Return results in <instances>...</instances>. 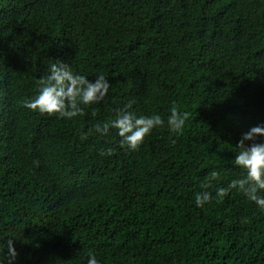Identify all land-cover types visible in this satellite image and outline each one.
Returning <instances> with one entry per match:
<instances>
[{
  "label": "trees",
  "instance_id": "obj_1",
  "mask_svg": "<svg viewBox=\"0 0 264 264\" xmlns=\"http://www.w3.org/2000/svg\"><path fill=\"white\" fill-rule=\"evenodd\" d=\"M53 60L105 73L104 100L72 119L23 107ZM129 101L162 118L175 104L185 125L123 148L93 125ZM259 121L264 0H0V248L13 240L14 264L89 251L102 264H264V211L235 189L215 196L242 175L235 144ZM202 190L212 199L196 208Z\"/></svg>",
  "mask_w": 264,
  "mask_h": 264
},
{
  "label": "clouds",
  "instance_id": "obj_2",
  "mask_svg": "<svg viewBox=\"0 0 264 264\" xmlns=\"http://www.w3.org/2000/svg\"><path fill=\"white\" fill-rule=\"evenodd\" d=\"M37 85V93L31 99L25 100L23 107L42 114H56L72 119L83 114L80 105H93L103 101L109 92L110 81L103 72L90 79L72 71L68 63L53 60L48 72L38 79ZM134 103L135 101L125 103L115 111L113 120L96 123L93 128L100 135H106L110 128L116 129L120 146L135 150L154 129L166 125L170 132L176 133L185 125L188 114L180 111L175 104L168 110L166 118H162L158 113L142 115L129 111ZM235 145L238 151L234 154L233 164L235 168L242 170V175L230 179L223 187H217L215 196H225L235 189L243 193L260 211H264V121H259L241 133ZM105 151L111 153L112 149L107 148ZM217 176V170H211L210 177ZM207 187L208 184L201 185L202 189ZM211 199L212 193L202 190L195 194L194 205L202 208ZM16 257L13 240L8 239L3 248H0V264H14ZM84 264L102 262L89 251Z\"/></svg>",
  "mask_w": 264,
  "mask_h": 264
}]
</instances>
